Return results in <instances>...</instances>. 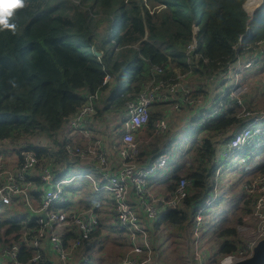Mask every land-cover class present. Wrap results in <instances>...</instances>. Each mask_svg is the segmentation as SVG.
I'll return each instance as SVG.
<instances>
[{
    "label": "trees",
    "instance_id": "1",
    "mask_svg": "<svg viewBox=\"0 0 264 264\" xmlns=\"http://www.w3.org/2000/svg\"><path fill=\"white\" fill-rule=\"evenodd\" d=\"M246 1L23 0V7L14 9L9 18L15 28L0 27V143L15 147V153L22 147L34 150L40 164L47 167L53 164L51 147L34 143L44 138L58 149L55 163L67 162L63 151L66 141L57 140L69 118L86 103L85 95L97 96L92 119L97 123L105 119L101 115L107 112L123 117L127 105L135 102L151 82L176 79L177 69L188 68V74L201 82L217 77L246 51L245 46H250L248 52L251 46L264 43V0L252 17L244 10ZM194 39L196 50L187 55ZM239 43L242 46L236 49ZM94 52L101 55L95 57ZM156 68L162 73L157 74ZM107 76L109 80L105 83ZM190 88L195 87L190 85ZM154 106H165L170 111L171 105H151L145 127L153 131L155 122L166 115L151 110ZM238 112L232 106L217 121L201 128L204 137L186 153H193L196 164L187 167L185 176H174L170 186L171 192L178 179L184 177L192 183L190 195L176 209L164 213L163 226L183 231L191 215L202 217L204 208L210 206L206 205L213 200L208 178L215 170V146L221 141L225 147L233 134L246 126V118L238 117ZM169 126L162 137L169 135ZM158 148L146 153L139 147L134 159L136 165H146L142 157L157 152ZM254 149L257 148L243 147L230 157L244 150L250 154ZM230 157L220 156L222 160ZM258 170L264 175V165ZM32 183L37 188L41 186L37 179ZM254 196L245 194L240 198L243 215L251 213ZM113 209L116 218L114 206ZM21 216L22 219L5 220L0 216V247L19 244L24 232H36L37 226L29 214ZM101 228L100 223L92 232V243L101 234ZM112 229L123 233L117 225ZM215 233L218 239H228L221 245L222 257L243 247L235 242V228L220 227ZM73 238V234H67L64 243ZM31 250L20 245L17 262L27 263L32 257ZM86 250L82 247L77 253ZM39 251L37 264H61L44 247V241ZM1 264L13 262L5 260Z\"/></svg>",
    "mask_w": 264,
    "mask_h": 264
},
{
    "label": "built area",
    "instance_id": "2",
    "mask_svg": "<svg viewBox=\"0 0 264 264\" xmlns=\"http://www.w3.org/2000/svg\"><path fill=\"white\" fill-rule=\"evenodd\" d=\"M262 45L264 46V43ZM241 46L242 44L239 43L236 49ZM249 48L250 46H245L244 50L247 51ZM195 50L196 41L194 39L188 47L187 55H191ZM259 53L261 55L259 58H250L245 61L236 60L239 55L235 58L236 66L231 70L234 84L217 96L211 110L201 113L194 127L218 119L232 106H242V95L247 92L248 88L245 83L240 81V74L243 70L258 65L264 66V50H260ZM155 70L157 74L162 73L161 69L156 68ZM108 80L107 76L105 83ZM208 82H211V79ZM180 91L182 92L179 94ZM85 97L84 106L70 117L66 124L63 132V137L66 138L63 151L69 157L91 158L96 163L95 172L99 175L103 188L110 193L115 207V223L125 233L129 247L119 264H154V249L148 243V230L142 225L140 217L128 202V193L132 190L135 197L140 200L144 217L150 221L155 220L158 214L154 205L144 200L145 183L154 170L166 166L168 154L161 153L144 167L137 166L134 159L138 154V147L134 134L147 125L151 105L167 103L173 110H179L183 105L193 104L194 101L189 90L183 88L176 79L158 83L151 82L135 102L127 105L126 113L121 118L120 146L117 143L112 144L113 149L118 151L121 164L115 171H112L109 165V156L100 139L94 141L93 151L89 149L90 144L86 149H82L80 145H74L69 141L74 136L93 140L94 130L91 124L97 96L85 95ZM154 128L156 134H161L167 130L168 124L162 118L155 122ZM262 145H264V129L257 128L253 122L233 134L225 145L222 156L230 157L243 147L258 148ZM17 151V153L14 152L17 159L15 167L9 166L8 160L0 154V206L11 207L21 202L29 214V219H33L37 230L34 234L24 232L18 239L20 245L32 249V257L27 263L17 262L20 245L16 243L0 247L1 260H10L13 264H37L40 259V243L45 239L61 264H97L95 257L99 255L100 246L93 245L91 241L92 232L100 225L96 216L93 213L84 214L72 209L61 208L70 202L65 194L64 185L70 183L73 178H65L61 169L54 172L52 165L47 167L41 165L40 158L32 149L22 147ZM86 177L94 186L96 185L94 177L89 175ZM32 179L39 180L40 188H36ZM191 188V181L180 177L174 184L168 199L163 201L166 209H176L190 195ZM33 193H42L43 195L38 205L31 198ZM244 194L256 196L251 213L246 217L248 220H254L253 230L256 231V237L248 245L241 244L243 246L241 249L226 255L223 258L224 261L222 259L219 264L234 263L232 257L237 258L238 261L249 258L256 244L264 238V175L252 178L245 185ZM201 221V215L198 214L196 216L198 227ZM67 234H73L74 238L65 244L63 238ZM83 244L84 246H82ZM82 247L87 249L86 252L78 254L77 251ZM199 259V254L195 253L193 260L199 261ZM189 264H193V261L190 260Z\"/></svg>",
    "mask_w": 264,
    "mask_h": 264
},
{
    "label": "crops",
    "instance_id": "3",
    "mask_svg": "<svg viewBox=\"0 0 264 264\" xmlns=\"http://www.w3.org/2000/svg\"><path fill=\"white\" fill-rule=\"evenodd\" d=\"M254 12H255V10H254ZM254 12L252 13V16H253ZM251 49H252L251 51H248V52L245 51L241 56L237 57L236 60H238V59L243 60V61L247 60L250 57V55L253 52H255L256 49H257V53H256L255 57L259 58L261 56L259 52H260V50H264V46L262 44L257 45V46H251ZM235 61H232L227 66V68L225 70H223L217 77L211 78V82H208L210 79L207 80V83L210 84V83H212V81L214 79H217V78L221 79V82L217 86H213L211 84L207 88H201L200 89V87H198V85H196L194 89H191L190 85H186L183 82H181L182 87L183 88L187 87L186 89L189 90L190 96L193 99L194 103L193 104H185L180 108L181 110L179 109L180 111L177 110L178 113H177V117L175 119L171 118V113H170L171 111H169V109L166 110L167 107L157 106V107L162 108V109L165 108L164 111L157 110L155 112H158V114H163V115L166 114L164 117L169 118V125L171 124V127L172 126L175 127V130L169 132V135L166 136V138H164V137L156 138L154 135L155 131L148 129L147 127H144L140 131H137L134 134L136 141L138 142L139 145L141 144L140 148L144 149V151L146 153L152 152L155 150L156 147H159L157 152L152 153L149 156L142 157V161H143L142 163H144V162H146V164L151 163L155 159V156H158L161 153H164L163 152V150H164L163 145L166 143H169L170 141H173V140H174V144H176L175 142H177V141L179 143H181L182 141H184V142L186 141L185 143L184 142L181 143V145L184 146V149L180 148L181 151H183L184 153H187L189 150H191L193 147H195L196 143L198 141H200L201 138L204 137V131L201 130V128L207 124H210V123L217 121L219 118L214 120V121H211L209 123H206L202 126L194 127V124L198 122L199 117H200L202 112L209 111L214 106V103L217 99V96L223 92L222 91L223 85L225 84L224 78H226V79L232 78V74H230V73H231V70L233 69L232 64L235 63ZM240 81L242 83H245V85L248 88L247 92H246V96H248L253 91L255 93L256 88L260 89L261 87H263V84H264V66L258 65V66L251 68V69L243 70L242 73L240 74ZM197 83L202 84L203 82L198 81ZM205 83L206 82H204V84ZM185 85H186V87H185ZM192 87H194V86L192 85ZM194 91H197V92L195 93V95H192V92H194ZM181 92L182 91H180L179 94ZM247 99H248V97H246V100ZM246 100L244 101V103L246 102ZM242 116H244V114L241 115V113L238 112V117H242ZM263 116L256 115L253 119L249 117L248 119H246V125L254 122V125L257 126V124H259L258 123L259 120L262 119V118L260 119L259 117H263ZM112 117H114V118L113 119L109 118L108 120H105V119L102 120V123L100 124V126H103L105 131L102 133V128L99 129V131L101 130L100 131V137H97L96 136L97 134H95L96 128H95V124L93 122L96 123V120H94L92 122L91 127L94 130L95 138L100 139L102 141V143L104 144L105 150L109 156L110 168L112 171H115L119 167V165L121 164V159L118 155V151L113 149L112 144L117 143L120 146V136L122 134V130L120 129V127H121L120 121H121L122 116H112ZM164 117H163V119H164ZM255 118H256V120L254 121ZM193 120H195V121H193ZM177 123H178V126L176 127ZM186 123L191 124V127L189 129V133H190V138H191L192 142L189 139H186L179 131V128L183 127ZM169 125H168V127H169ZM118 127H119V129H117ZM197 129H200L199 132H194ZM154 130H155V128H154ZM117 133H119V134H117ZM62 136H64V133L62 134ZM95 138H93V140ZM155 139L157 140L156 145L153 147H150L149 142L153 143L155 141ZM60 140H61L60 143H63V142H65L66 138L62 137ZM80 140L81 141L86 140L88 142L87 145L90 144V140L82 139L81 136H74V137H71L69 139V141L74 145H79L77 141H80ZM52 147H55L54 144H52ZM223 149H224V146L221 143L220 156L222 155ZM57 151H58V149H57ZM57 151H55V149L52 150L53 157L56 160H57L58 155L55 156V152H57ZM244 151H248V150H244ZM244 151H241V153L243 152L242 154H244ZM3 152H9V153H5V155L8 157L9 166L15 167L17 165V159L14 155V151L12 150L10 152L8 150H4ZM171 152H172V150L167 152L168 153V155H167L168 161H170ZM64 154H65V156L68 157L67 162L57 161L55 163V160L53 159L52 170L54 172L61 169L62 175H64L65 178H67V175H69L70 173L79 171L81 169H84L86 171V173H78V175L72 176L71 177V178H73L72 181L70 183L64 185L65 194L68 196L70 202L63 205L62 207L66 208V209H72V210H75L79 213H84V214L93 213L96 216L97 220L99 221V224L100 223L102 224L101 234L96 236V238L94 239V242H93V245L100 246L99 255H97L95 257L97 264H100V261L102 258V252H103L102 248L106 245L108 238H110L111 234L114 235V237L115 236L117 237L118 235L120 236V234L117 231H115V229H112V227H114L116 225H115V215H114L113 204H112V201L110 199V193L105 188H103V183L100 181L99 175L95 172V166H96L95 161L83 162V160H81V159L69 157L65 152H64ZM144 166L145 165L139 166V167H144ZM164 167H166V166H163L161 168H158L157 170H154L150 174V177L146 180V183H145L144 200L147 203H151L152 205H154L156 212L158 214V217L155 220L150 221L144 217V210H143V207L140 203V200L137 197H135L132 190H130V192L128 193V202L133 206L134 211L140 217L142 225L145 226V228H147V230H148V243L154 249V264H188V262H190V260H192L194 262L193 256L197 252L194 253L193 250H190L188 252L187 250L183 249L180 251L179 254H176L175 252H174V254H172L170 252V249L167 246H168V244H170L171 240L173 239L170 237L173 230H170V228L165 227L163 235L161 237H158V240L156 239L157 238L156 229L160 230L161 226L158 225V227L156 228L155 224H158V222L160 220L162 221V217H163L164 213H166L168 211L166 209L165 205L163 204V201L167 200L169 197L172 179L174 176H182V174H185V168L182 166V163L180 162L179 157H178V161L176 164H174V165L167 164L168 168L166 169V173L164 175H162L163 172L159 174V170L163 169ZM169 173H171V175L168 177V179L166 181V176ZM35 175H36V173H35ZM88 175L89 176L93 175L95 180L96 181L98 180L101 183V186L97 187L96 185L94 186L92 184L93 185L92 190H90V188H89L86 190L83 189L80 192H75L76 179L77 180L78 179L79 180H82V179L88 180V178L86 177ZM160 175H162V176H160ZM95 184H96V182H95ZM31 198H32L33 202L36 205H38L41 202L43 195H42V193H33L31 195ZM1 207L2 206H0V208ZM2 208L4 210L0 212L1 217H2L4 212L9 214V216H10L9 218L16 217L18 219L23 218V216H21L22 214H25V213H26V215L28 214L27 211L25 210V208L22 206L21 202H18V205H14L11 207H2ZM213 216H214V219H216V218L220 219V217L215 215V213H213ZM2 219L5 220L3 217H2ZM201 220H202V218H201ZM188 224H187V226H188ZM221 224H222V222H221ZM184 230H185V237H186V229H184ZM184 230H183V232H184ZM110 231H111V233H110ZM123 233H121L122 235L119 237L120 241L117 243L120 246L125 247L126 246L125 242L123 243V241H122V240H124L123 236L125 234V233L124 234ZM187 235H189V232L187 233ZM43 241H44V247H46L49 250V253L51 255H53L54 258L56 259L57 257L55 256V254L51 250L47 241L45 239ZM187 241H188V239L186 238V242ZM165 245H166V248L169 250V252L166 251ZM160 247H162V249H160ZM185 247H186V245H185ZM159 252H162L163 254L161 255ZM121 256L122 255L120 254V257ZM102 261H103V258H102ZM102 261H101V264H104L105 260L103 263H102ZM1 263H4V260H1V258H0V264Z\"/></svg>",
    "mask_w": 264,
    "mask_h": 264
},
{
    "label": "rangeland",
    "instance_id": "4",
    "mask_svg": "<svg viewBox=\"0 0 264 264\" xmlns=\"http://www.w3.org/2000/svg\"><path fill=\"white\" fill-rule=\"evenodd\" d=\"M73 1H77V0H73ZM252 1V0H251ZM256 0H253V2H255ZM249 0L246 1V3L244 4V10L247 12V14L251 17L252 13L254 12V10L256 11L260 5L262 4L263 0H260V3L255 6L253 9H249L247 7ZM251 2V4L253 3ZM250 4V5H251ZM257 53V49L255 50V52H253L250 58H255V55ZM245 61V60H244ZM187 66L190 67V69L193 71V69L191 68L190 64L187 63ZM233 67L236 66L235 63L232 64ZM182 71H180V69H177L176 72V80L179 81L180 83L183 82L186 85H193L194 87L196 85H198V87L201 88H207L209 87L211 84L213 86H217L220 82L221 79L217 78L214 79L212 81V83H205L204 82L202 84H198L197 82V78L195 76H190L188 74V68H181ZM191 74V73H190ZM231 74V73H230ZM225 80V84L223 85V92L226 91L227 87L231 86L232 84H234V79L230 78V79H226ZM246 97H248V99L246 100ZM246 100V102L244 103V101ZM242 106H235L236 109L239 110V112L242 114H244V118L248 119L250 118H254L256 115L258 116H263L264 115V87L256 88V92L254 93L251 92L248 96H246V92L242 95ZM164 107V106H163ZM165 109V108H164ZM164 109L159 108L157 106H154L151 110L157 111V110H161L164 111ZM170 113H171V118L175 119L177 117V111L173 110L172 107H170ZM103 114V113H101ZM111 114L113 113H105L101 116L105 117V120H108L109 118H114L111 116ZM261 120H259V124H257V128H260L264 125V116L263 117H259ZM164 120L167 122V124L169 125V118L164 117ZM95 124V134H97V137H100V131L99 129L102 128V133L105 131V129L103 128V126H100V124L102 123L101 121L97 120V123L93 122ZM178 126V123L176 125V127ZM191 127V124H185L183 127L179 128L180 133L186 138L189 139L191 142V138H190V133H189V129ZM170 128V126H169ZM172 129L171 131L175 130V127H171ZM140 131V130H139ZM94 134V133H93ZM94 134V135H95ZM156 138H160L163 136V133L161 134H156V132L154 133ZM63 136H60V139ZM95 138V136L93 137ZM97 138H95L94 140L90 141V146L89 149L91 151H93V147H94V141ZM57 140V139H56ZM136 140V138H135ZM61 140H57L58 143H60ZM78 144L82 147V149H86L87 148V144L88 142L86 140L83 141H77ZM153 142V141H152ZM157 140L155 139V141L153 143L149 142V146L153 147L156 145ZM184 141H182L181 143H183ZM186 142V141H185ZM184 142V143H185ZM35 144H39L41 146H49L51 147V150L57 151L56 146L52 147V142L50 140L44 139V138H39L37 140H35L34 142ZM176 144H174V140L170 141L169 143H166L163 145V152L167 153L169 151L172 150L171 152V158L170 161L167 162V164L169 165H174L177 163L178 161V157L180 159V162L182 164H186L185 170L187 169V167L190 165H195L196 162L195 160H193L194 156H191L193 153L190 154H186L183 151H181V149H184V146L181 145V143H179L178 141L175 142ZM136 144L138 146V148L140 147V145L138 144V142L136 141ZM220 147H221V141H218L216 143L215 146V154H214V160H213V165L215 170L212 172L211 176L208 178V183L211 187V192H210V197L213 198V200L209 203L207 202L206 205H210L209 207H205L204 211L202 213V223L201 225L198 227V225L196 224V216L193 218V215H191L190 218V223L188 224V226L186 227V237H185V227L182 229L183 231H172V234L170 235L171 238H173L170 242V244H168V248L170 249V252L172 254H174V252L176 254H179L181 250L185 249L188 252L190 250H193L194 253L197 252L200 256L199 261L194 260L193 264H214L217 263L219 261H221L225 256L222 257V253H221V245L225 243V241H227L228 239H218L217 238V234L215 233L216 229L223 227V228H235L236 230V239L235 242L240 245V244H246L248 245L250 242H252L255 237H256V231L253 230V225H254V220L253 219H247L246 215H243V211H242V207L243 204H240V198L245 195L244 194V187L245 185L251 181V179L253 177L259 176V168H261L264 165V146H261L262 149L261 150H257L254 149L249 155V158H246V154L249 153V151H244V154L242 153H238L236 156L227 158L226 160H222L220 158ZM181 148V149H180ZM15 147L10 146V144L6 143V142H1L0 143V151H1V155L4 156V150H8V151H12L14 150ZM167 151V152H166ZM191 152V151H190ZM194 152V151H193ZM5 153H9V152H5ZM168 154V153H167ZM10 155V154H9ZM5 158L8 160V157L5 155ZM243 158V159H241ZM10 160V159H9ZM81 160H83V162H89L92 161L91 158H82ZM187 161V162H186ZM224 161H226V163H224ZM186 162V163H185ZM9 164V162L7 163ZM166 164V167H164L163 169L159 170V174L162 173V175H164L166 173V169L168 168ZM217 167H218V172H217ZM78 173H86V171L84 169H81L79 171L70 173L69 175H67V178H71L72 176L78 175ZM90 173V172H89ZM88 173V174H89ZM160 175V176H162ZM171 175V173L167 174L166 176V181L168 179V177ZM92 178L94 177L93 175H90ZM182 176H185V174H182ZM89 180V179H88ZM87 179H82V180H77L76 179V187H75V192H80L81 190H86L89 189L92 190L93 189V185L91 183V181H88ZM96 182V186L100 187L101 183L97 180H95ZM255 198V196H254ZM4 209L1 207L0 208V212L3 211ZM213 213H215V215L219 216V218L214 219ZM2 217L4 219L9 218V214H7L6 212L3 213ZM242 218V219H241ZM241 219V221H240ZM222 222V224H221ZM158 224H160L161 229L158 230L156 229L157 232V240L158 237H161L163 235V232L165 230V226H163V224L161 223V220L158 222ZM221 225V226H220ZM168 231V230H167ZM189 232V235H187V233ZM111 233V231H110ZM122 234H120L121 236ZM119 235L116 237H114V235L111 234L110 238H108L106 245L102 248L103 252H102V258L101 261L102 263L105 260L104 264H119V262L121 261V259L125 256L126 252L128 251L129 247L127 245V239H126V235L124 234V240L123 243L125 242V247L120 246L117 242H119ZM186 238L188 239V241L186 242ZM5 240V238H4ZM192 244H191V243ZM186 245V247H185ZM160 249H162V247H160ZM165 249L166 251L169 252V250L166 248L165 245ZM161 255L163 254L162 252H159ZM120 254L122 255L120 257ZM233 262L238 261L237 258L232 257ZM100 261V264H101ZM224 261V259L222 260ZM221 261V262H222ZM117 262V263H116ZM189 264V262H188Z\"/></svg>",
    "mask_w": 264,
    "mask_h": 264
},
{
    "label": "clouds",
    "instance_id": "5",
    "mask_svg": "<svg viewBox=\"0 0 264 264\" xmlns=\"http://www.w3.org/2000/svg\"><path fill=\"white\" fill-rule=\"evenodd\" d=\"M23 7V0H0V27L14 29L15 24L9 22L13 10Z\"/></svg>",
    "mask_w": 264,
    "mask_h": 264
},
{
    "label": "water",
    "instance_id": "6",
    "mask_svg": "<svg viewBox=\"0 0 264 264\" xmlns=\"http://www.w3.org/2000/svg\"><path fill=\"white\" fill-rule=\"evenodd\" d=\"M95 57H99L101 54L94 52ZM232 264H264V238L260 240L254 249L252 250V255L244 260H239Z\"/></svg>",
    "mask_w": 264,
    "mask_h": 264
},
{
    "label": "bare ground",
    "instance_id": "7",
    "mask_svg": "<svg viewBox=\"0 0 264 264\" xmlns=\"http://www.w3.org/2000/svg\"><path fill=\"white\" fill-rule=\"evenodd\" d=\"M251 2H253V0H249L248 4H247V7L251 10L253 9L255 6H257L259 3H260V0H256L255 2H253L251 4ZM251 4V5H250ZM2 240H4V237H1Z\"/></svg>",
    "mask_w": 264,
    "mask_h": 264
}]
</instances>
